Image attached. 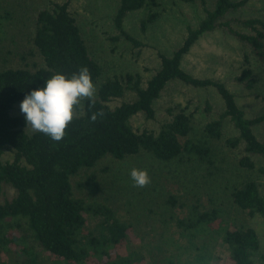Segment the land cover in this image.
<instances>
[{"label": "trees", "instance_id": "obj_1", "mask_svg": "<svg viewBox=\"0 0 264 264\" xmlns=\"http://www.w3.org/2000/svg\"><path fill=\"white\" fill-rule=\"evenodd\" d=\"M247 1L216 0L214 8L206 9L204 19L196 27H188L183 43L170 56L159 53L160 68L144 87L138 74L107 78L101 82L97 96L91 101L83 99V112L73 116L59 141L39 131L28 134L24 130L27 125L24 115H12L11 110L31 90L43 87V83L54 74L70 77L87 66L94 83L101 75V66L91 56L70 15L68 1L38 11L33 42L45 65L34 71L26 68L0 70V264H7L5 258L14 251L24 255L25 264H36L37 255L21 234L22 223L27 225L43 250L63 259L66 264H147L143 255L129 246L130 238H135L130 222L121 220L109 206L88 204L73 194L70 178L82 168L94 166L108 154L122 159L145 150L159 160L171 161L186 153L206 164V168H214L210 139L221 138L224 120L229 117L239 134L226 142L233 147L243 142L245 154L238 159V164L243 169H254L252 155L264 158V139H258L253 127L264 122V112L247 118L223 82L196 77L182 67L183 57L198 38L219 25H226L230 33L247 42L253 53L264 60V21L258 18L242 21L254 31L251 34L218 22L229 9L239 8ZM149 3L157 4L156 0H120L114 16L115 26L124 32L125 15ZM156 17L157 12H151L142 19L141 30L145 31ZM172 79L197 88L214 87L224 102V111L219 118L205 125L203 135L190 136L193 129L191 115L183 110L163 123L158 133L151 130L136 132L130 119L139 112L153 118V103ZM236 80L251 88L254 83L251 68H244ZM125 88L135 92L136 98L110 106L109 101L121 98ZM93 114H96L95 120L91 119ZM6 147L12 148L14 158L2 162ZM3 183L10 184L15 190L14 196L4 202L1 201ZM230 198L249 215L264 217V195L255 180L245 178L233 185ZM167 203L175 204V197L170 195ZM85 213L104 217L105 237L98 238L91 233L86 237ZM226 214L223 207L202 212L197 205L190 206L184 217L172 212L169 220L174 222L180 234L177 237L167 235L170 240H177V246L176 253L167 256L166 264H253L252 257L260 248L258 232L252 227L229 224ZM200 236L211 237L210 242L198 241ZM217 239L228 247L225 259L215 260L212 256L209 244Z\"/></svg>", "mask_w": 264, "mask_h": 264}, {"label": "rangeland", "instance_id": "obj_2", "mask_svg": "<svg viewBox=\"0 0 264 264\" xmlns=\"http://www.w3.org/2000/svg\"><path fill=\"white\" fill-rule=\"evenodd\" d=\"M65 1H68L69 13L79 27L91 56L101 66V75L94 82V97L101 82L126 74H138L144 87L160 68L159 53L170 56L183 43L188 27H196L204 19L206 9H213L216 2L156 0V5L149 3L129 11L123 18L122 32L114 24L120 0H0V70L26 68L34 71L45 65L33 42L37 13ZM151 12H157V17L142 31L141 20ZM251 18L264 21V0H248L239 8L229 9L218 22L251 34L254 31L242 23ZM126 35L134 38L135 43ZM182 67L196 77L223 82L247 118L264 112V60L253 53L247 42L230 33L226 25L203 33L183 57ZM246 67L252 70L254 83L251 88L236 80ZM135 98L136 93L125 88L124 95L112 99L109 105L115 106ZM83 99L74 106L73 116L83 112ZM19 105L11 110L12 115H24ZM153 106V118L139 112L130 119L136 132L151 130L158 133L163 123L183 110L191 115L193 129L190 136L203 135L205 125L219 118L224 111V102L214 87L197 88L178 79L167 82ZM24 130L28 134L35 132L28 124ZM253 131L258 139L263 140L264 122L254 126ZM238 134L234 122L226 117L221 138L210 139L214 167L210 169L186 153L171 161L159 160L145 150L122 159L108 154L94 166L82 168L70 178L73 194L88 204L109 206L121 220L130 222L135 238H130L129 246L142 254L147 264H166L167 256L176 253L177 240H170L167 235L177 237L180 232L169 220V215L174 212L176 216L184 217L192 205H197L202 212L223 207L229 224L254 228L259 235L260 248L252 257L253 264H264V217L249 215L234 205L230 198L233 185L245 178L255 180L264 195V158L252 155L254 169L241 168L238 159L245 154L244 143L233 147L226 142ZM180 140L184 141V138L180 137ZM13 158L14 151L6 147L1 161H12ZM132 169L146 170L150 183L143 187L134 186L130 176ZM91 175L92 179L89 178ZM1 188L2 202L14 196L15 190L10 184L3 183ZM170 195L175 197L173 205L167 203ZM84 215L86 237L88 233L98 238L105 237L104 217L93 213ZM21 234L36 253V264H66L63 259L43 250L25 223H22ZM210 238L200 236L198 241L208 244ZM209 246L215 260L227 257L228 247L221 239L213 240ZM23 256L14 251L5 260L7 264H25Z\"/></svg>", "mask_w": 264, "mask_h": 264}, {"label": "clouds", "instance_id": "obj_3", "mask_svg": "<svg viewBox=\"0 0 264 264\" xmlns=\"http://www.w3.org/2000/svg\"><path fill=\"white\" fill-rule=\"evenodd\" d=\"M95 95V85L87 66H83L70 77L57 73L43 83V87L31 90L20 102L24 119L35 131L42 132L52 140L59 141L65 135L67 125L73 119L74 106L81 99L90 101ZM96 119V114L91 116ZM134 186L143 187L150 183L146 170L132 169Z\"/></svg>", "mask_w": 264, "mask_h": 264}]
</instances>
